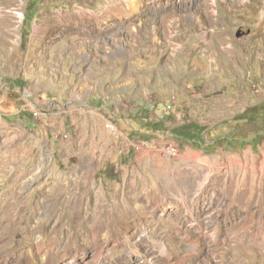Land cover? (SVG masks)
<instances>
[{
  "label": "rangeland",
  "instance_id": "rangeland-1",
  "mask_svg": "<svg viewBox=\"0 0 264 264\" xmlns=\"http://www.w3.org/2000/svg\"><path fill=\"white\" fill-rule=\"evenodd\" d=\"M130 1L0 0V264H264V0Z\"/></svg>",
  "mask_w": 264,
  "mask_h": 264
},
{
  "label": "bare ground",
  "instance_id": "bare-ground-1",
  "mask_svg": "<svg viewBox=\"0 0 264 264\" xmlns=\"http://www.w3.org/2000/svg\"><path fill=\"white\" fill-rule=\"evenodd\" d=\"M129 1V0H128ZM126 2V1H125ZM134 2V0H133ZM132 0L129 2V10L131 12L135 11L136 10V7L138 8L137 4H135V2L133 3ZM136 3H137V0H136ZM128 5V3H127ZM129 12V11H128ZM3 20V17L0 16V21ZM173 176V175H172ZM15 180V179H14ZM173 199V198H172ZM184 199V198H183ZM160 200V199H159ZM181 202V201H180ZM184 203V202H183ZM164 205V204H163ZM166 205V204H165ZM184 205V204H183ZM179 206V205H178ZM176 209V208H175ZM175 211V210H174ZM189 214V213H188ZM176 215V214H175ZM181 219V218H180ZM183 220V219H182ZM138 224V223H137ZM140 226V225H139ZM141 229V228H140ZM216 240V239H215ZM217 241V240H216Z\"/></svg>",
  "mask_w": 264,
  "mask_h": 264
}]
</instances>
